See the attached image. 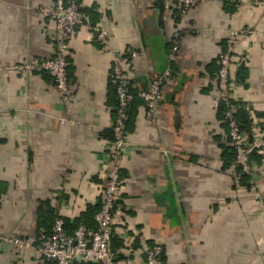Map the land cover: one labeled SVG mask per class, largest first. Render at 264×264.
I'll use <instances>...</instances> for the list:
<instances>
[{
    "label": "crops",
    "instance_id": "crops-1",
    "mask_svg": "<svg viewBox=\"0 0 264 264\" xmlns=\"http://www.w3.org/2000/svg\"><path fill=\"white\" fill-rule=\"evenodd\" d=\"M78 1L89 22L68 42L65 102L34 67L52 56L55 25L40 9L54 0H0V264H52L36 252L40 230L58 218L69 234L95 224L115 121L111 61L97 32L111 50L138 52L125 66L137 91L167 68L177 30L156 118H145L139 98L130 104L112 251L132 264L155 244L164 264H264V153L252 154L253 175L240 173L216 97L228 32L253 30L236 46L230 77L246 140L263 135V0H202L182 19L174 0Z\"/></svg>",
    "mask_w": 264,
    "mask_h": 264
},
{
    "label": "built area",
    "instance_id": "built-area-1",
    "mask_svg": "<svg viewBox=\"0 0 264 264\" xmlns=\"http://www.w3.org/2000/svg\"><path fill=\"white\" fill-rule=\"evenodd\" d=\"M202 0H174L173 11L178 18H185ZM264 5V0L262 1ZM42 14L54 22L52 36L53 52L50 58L36 62L34 67L46 72L53 80L54 89L63 101L70 98L67 76L68 42L82 33V28L89 22V15L82 11L78 0H54L53 4L42 7ZM254 31L248 28L230 30L225 39L224 50L219 56L217 70V103L226 105L224 122L227 137L235 154V165L242 175L251 176L255 165L252 154L264 153V133L254 135L251 141L245 138L244 130L235 113L236 105L232 91L234 85L230 77V67L236 46L242 37L253 39ZM183 30H177L170 38V50L167 55L168 66L159 75L148 79L145 87L136 91L142 102L146 119L156 118L163 101V85L171 76L169 63L174 62L179 51ZM106 34L98 31L95 40L102 44L111 61V80L115 86L117 107L112 127L111 141L105 154L102 170V200L99 209L93 214L95 227L91 230L78 226L71 234L64 230V221L58 218L50 232L40 230L36 252L52 264H75L86 260L95 264H132L128 260L119 262L112 251L113 218L119 201L121 161L127 149L126 121L133 95L129 91V79L125 66L138 57L134 49L111 50ZM13 243L22 247L23 240L13 239ZM163 249L160 244L147 248L143 264H164Z\"/></svg>",
    "mask_w": 264,
    "mask_h": 264
},
{
    "label": "trees",
    "instance_id": "trees-1",
    "mask_svg": "<svg viewBox=\"0 0 264 264\" xmlns=\"http://www.w3.org/2000/svg\"><path fill=\"white\" fill-rule=\"evenodd\" d=\"M131 87V84H129V91H130V93L133 95V98H136L137 96H136V91L134 90V89H131L130 88ZM113 90H114V96H115V108L117 107V99H116V92H115V86L113 85ZM218 109H219V111L223 114L226 110H227V107H226V105L225 104H223V103H221V102H219L218 103ZM128 114H129V111H128ZM235 116H236V118H237V120H238V122L240 123V125H241V121L239 120V118H238V115H237V112L235 113ZM246 122V121H245ZM243 123V122H242ZM247 123V122H246ZM242 126V125H241ZM243 127V126H242ZM243 129V128H242ZM234 152V151H233ZM234 160H235V154H234ZM97 210H95L94 212H93V214L96 212ZM78 226H76V228H77ZM95 227V224H94V226L92 227V229ZM75 228V229H76ZM46 230V232L48 233V232H50V230H51V228H47V229H45ZM69 234V233H68ZM162 259H163V257H162Z\"/></svg>",
    "mask_w": 264,
    "mask_h": 264
}]
</instances>
